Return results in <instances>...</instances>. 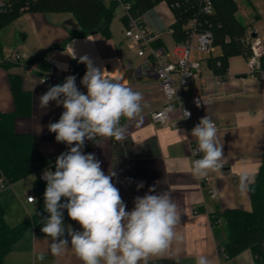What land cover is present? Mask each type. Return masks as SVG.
<instances>
[{"label":"crops","instance_id":"obj_1","mask_svg":"<svg viewBox=\"0 0 264 264\" xmlns=\"http://www.w3.org/2000/svg\"><path fill=\"white\" fill-rule=\"evenodd\" d=\"M237 6V19L248 25L247 34L258 38L264 47V0H251L250 4L238 0ZM140 20L154 34L153 43L170 52L176 40L170 29L175 16L169 5L159 1L144 11ZM125 23L122 8L118 6L108 24L107 34L94 31L70 36V32L80 29L70 11L20 14L0 29V49H21L25 54L21 63L0 66V111L14 109L8 76L16 75L21 88L30 95L31 109L28 115L16 117L14 129L33 135L39 151L51 159L45 169L54 172L56 158L68 151V146L56 141V134L49 131L48 125L57 122L64 109L54 101L43 109L39 97L50 86L62 84L65 77L43 82L39 76L48 69V60L61 74H70L72 59L80 61L81 57H88L94 66L106 70L110 78H118L141 92L148 107L144 109L142 120L122 118L121 125L126 127L123 140L98 138L99 145L86 140L83 151L95 154L105 174L117 173L113 183L127 211L133 209L135 197H142L150 187H155L157 192H168L181 213L177 231L182 238L174 241L164 253L149 256L147 264H196L198 255L206 256L209 264H254L249 249L232 257L223 254L228 228L221 213L230 208L251 209L248 187L264 157V69L261 73L250 74L247 56L238 54L227 58L226 74L220 76L206 64V58L216 55V51L210 55L198 51L192 54V51L191 58L200 60L204 71L188 87L183 98L191 115L181 118L175 109L171 113V124L161 127L151 123L150 112L163 103L162 94L155 78L135 74L141 58L136 54L135 44L124 37ZM40 53H44L42 64L33 61ZM31 64L36 68L30 67ZM64 65L66 69L61 67ZM85 72L86 65L83 73L76 77V84L86 94L87 89L80 83ZM196 95L206 96L210 102L192 106L190 98ZM205 116L216 124L223 157L219 171L197 179L191 171L192 161L200 156L194 157L190 151V147L197 144L191 137V129ZM37 175L12 182L0 191V203L6 209L4 219L8 225L14 226L37 211L39 201L33 190ZM242 176L247 177L243 185ZM140 182L144 186L137 190ZM28 194L34 195L35 202L26 200ZM63 219L66 230L68 225L82 230L68 217L67 210H64ZM41 227L42 219L28 227L11 245L3 264H82L70 246L62 256H53L49 250L51 238L41 232ZM63 238L70 243L67 232ZM39 253H44L43 261L36 259Z\"/></svg>","mask_w":264,"mask_h":264},{"label":"clouds","instance_id":"obj_2","mask_svg":"<svg viewBox=\"0 0 264 264\" xmlns=\"http://www.w3.org/2000/svg\"><path fill=\"white\" fill-rule=\"evenodd\" d=\"M80 63L86 65L80 81L86 94L77 87L76 76L69 75L39 97L43 109L52 101L63 107L59 120L48 128L56 134L58 143L68 146V151L56 158L55 171L45 169L41 176L46 181L44 210L48 214L42 218L41 232L51 238L49 250L53 256H62L70 246L82 264H147L149 256L164 253L182 238L177 231L181 223L178 205L168 192L150 187L142 197L134 198L133 209L127 211L113 183L117 173L105 174L95 154L83 149L86 140L97 145L98 138L123 140L126 127L121 125L122 118L142 120L148 105L141 92L118 78H110L88 57H81ZM190 115L185 111V119ZM191 137L197 142L192 155L200 156L192 161L193 176L200 179L219 171L223 146L214 121L208 116L201 118L191 129ZM246 179L241 177L242 185ZM143 186V182L138 183L137 190ZM29 199L35 202L34 197ZM64 210L82 230H74L71 225L65 229ZM65 232L70 243L63 238ZM36 259L43 261L44 253ZM196 264H209V260L198 255Z\"/></svg>","mask_w":264,"mask_h":264},{"label":"trees","instance_id":"obj_3","mask_svg":"<svg viewBox=\"0 0 264 264\" xmlns=\"http://www.w3.org/2000/svg\"><path fill=\"white\" fill-rule=\"evenodd\" d=\"M129 4L130 13L140 17L148 8L159 1H165L175 16L170 25L172 35L176 41L187 37L184 23L191 18L197 8L198 0H121ZM250 4L251 0H244ZM212 12L203 16L202 23L213 33L214 45L219 53L206 58V64L217 75L226 74L227 58L232 55L247 54L248 45L241 41L246 36L248 25L243 24L236 17L238 9L236 0H211ZM119 6L116 0H38L27 11H70L77 19L80 29L70 32V36L85 35L94 31L108 32V24ZM21 13L18 9L7 13H0V29ZM124 17V16H123ZM264 62V56L261 59ZM42 64L44 53L33 59ZM9 64H0L8 66ZM85 70V64L72 59L69 63L71 75L79 76ZM14 109L7 112L0 111V176L12 183L31 174H39L51 161L37 148L30 133H18L14 129L16 117L30 113L31 98L28 92L20 86L19 77L8 76ZM46 181L37 175L33 180V190L39 205L36 212L28 218L10 226L4 219L5 207L0 203V264L11 245L21 238L24 231L48 214L44 210V192ZM248 193L251 203L250 210L230 208L221 215L228 228V240L222 251L226 257H232L244 249H249L254 264H264V157L261 159L254 180L249 184Z\"/></svg>","mask_w":264,"mask_h":264},{"label":"built area","instance_id":"obj_4","mask_svg":"<svg viewBox=\"0 0 264 264\" xmlns=\"http://www.w3.org/2000/svg\"><path fill=\"white\" fill-rule=\"evenodd\" d=\"M38 0H0V13H7L18 9L22 14ZM122 8L123 16L126 20L124 27V37L136 46V54L141 58L135 74L155 78L158 88L163 97V103L150 112L152 124L167 127L171 124V113L178 110L181 118H185V111L191 110L183 98L187 93L188 87L201 76L204 71L202 62L191 58L192 51L210 55L215 51L214 37L212 31L202 23V17L212 12L211 0H198L194 15L188 18L184 27L187 29V37L182 41H176L170 52L163 47L155 45L154 34L148 30L141 22L140 17L133 16L129 10V4L121 0H116ZM243 43L248 45L247 56L248 71L250 74L261 73L264 69V47L258 38L248 34L241 38ZM25 59V54L21 49L2 51L0 49V64L21 63ZM48 69L43 71L39 78L43 82L57 81L70 74H61L48 60ZM30 67H35L31 64ZM222 82V81H221ZM210 102V99L203 95H196L190 98L192 106H203ZM175 103V104H174ZM168 109H171L169 111ZM215 123V122H214ZM197 148V144L190 147L191 153ZM45 168L39 172V178ZM11 185L3 176H0V191ZM28 194L26 200L31 202ZM224 254V253H223Z\"/></svg>","mask_w":264,"mask_h":264},{"label":"rangeland","instance_id":"obj_5","mask_svg":"<svg viewBox=\"0 0 264 264\" xmlns=\"http://www.w3.org/2000/svg\"><path fill=\"white\" fill-rule=\"evenodd\" d=\"M238 2V0H236V3ZM242 2L244 3L245 1L244 0H242ZM242 19V18H241ZM246 25V24H245ZM216 52L215 53H218V48H216V50H215ZM194 53H196V51H193L192 52V54H194ZM5 213H6V209H5V211H4V215H5Z\"/></svg>","mask_w":264,"mask_h":264},{"label":"water","instance_id":"obj_6","mask_svg":"<svg viewBox=\"0 0 264 264\" xmlns=\"http://www.w3.org/2000/svg\"><path fill=\"white\" fill-rule=\"evenodd\" d=\"M252 36H254V34H252Z\"/></svg>","mask_w":264,"mask_h":264}]
</instances>
